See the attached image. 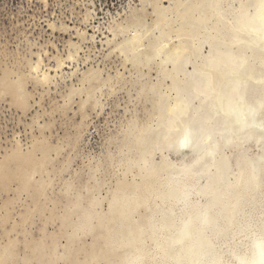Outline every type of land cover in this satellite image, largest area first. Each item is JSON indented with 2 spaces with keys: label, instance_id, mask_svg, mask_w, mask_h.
Instances as JSON below:
<instances>
[{
  "label": "rangeland",
  "instance_id": "374dc122",
  "mask_svg": "<svg viewBox=\"0 0 264 264\" xmlns=\"http://www.w3.org/2000/svg\"><path fill=\"white\" fill-rule=\"evenodd\" d=\"M248 1L0 0V264H256L258 145L171 139L219 124L199 89Z\"/></svg>",
  "mask_w": 264,
  "mask_h": 264
},
{
  "label": "bare ground",
  "instance_id": "6f19581e",
  "mask_svg": "<svg viewBox=\"0 0 264 264\" xmlns=\"http://www.w3.org/2000/svg\"><path fill=\"white\" fill-rule=\"evenodd\" d=\"M248 2L249 3H247V4L250 5V8L245 9V10L240 12V14H239L240 18L238 19V21L233 26L234 28H236L235 33H234V35L232 34V36L230 38L231 45H233L234 47L235 46L236 47L242 46L241 48H243L242 49L243 51L242 52L237 51L236 53L226 52L225 54H223V56H224L223 59H220L219 54L217 55V53L214 55L216 58L212 55L215 58V62L213 64L212 63H210V64H212V70H214V71L211 72V74L209 75V77L206 81V84L199 89V92H203L204 97L209 99L210 105L216 110L218 115L221 116L219 118V121H220L219 124L216 126H210L209 125L208 127H203V128L194 127L195 125H191L189 123V121H185L183 118H181V114H182L183 110H181L179 112L177 117L171 123V128L173 130V136H171L172 144L175 146V148L177 150L187 148L189 146V144H191L194 141L193 131L194 132L196 131L198 133L207 134L205 139H201V142H202L201 145L196 144V147L194 145V151L197 153V155L194 158L193 162H191L189 164L190 166H191V164L193 165L194 162H196V160L202 158L201 155L205 154L206 152L211 151V154H212V151H213V153L214 152L217 153V151L219 150V148L217 150V146L219 147L218 144L220 143L221 138H224L225 139L224 141H226V140L230 141V140H233L234 138L236 139L237 136H235V134L238 135L239 132L244 134L243 138L245 141L254 140V143L257 144L259 147V152L254 154L251 162L253 163V160H255L256 162L260 161V160L264 161V146L262 144L260 147V145H259L260 143L258 144V142H260V141L264 142V0H249ZM134 37H136V36H134ZM129 41L130 40H128L127 42H129ZM131 41H132V39H131ZM227 48H228V46H227ZM217 49H219V48H217ZM223 49H225V48H223ZM248 49L253 50L252 52H255L257 55L252 54L251 56H253V58L249 57L250 55H248V54H250V53H247ZM156 55H158V54H156ZM206 60L207 59H205V61ZM258 61L260 63L256 67H254ZM195 63L198 64L197 61H195ZM203 65H204V63H203ZM246 84H247V88H246ZM239 87L244 88V90H241L240 93L238 90ZM174 108H176V107H174ZM171 113L172 112H170V114ZM202 124H204V123H202ZM214 125H215V123H214ZM214 129L218 130V132L221 134H217L214 131ZM230 130L233 133H231ZM211 133L214 134L213 141H212V136L210 135ZM238 140H240V139H238ZM194 143H195V141H194ZM227 143L225 142L224 144H227ZM242 146H243V144H242ZM242 146H241V148H242ZM191 150H193V149L191 148ZM219 153H221V152H219ZM240 154H242V152H240L236 157L239 158ZM213 156H214V154H213ZM214 158H215V156H214ZM237 163L240 164L241 162H237ZM186 164L187 163H184L185 166H186ZM243 168H242V170H243ZM254 168H257L258 170H262L260 166H254ZM241 171H238V172L241 173ZM150 176H151V174H150ZM167 176H168V173H167ZM235 194H236V192L234 193V195ZM242 194L243 193L241 192V195ZM244 195L250 196L252 194H248V193L245 194L244 193ZM254 196L255 195H253V198H254ZM141 199L142 198H140V200ZM115 200L116 199H114V201ZM134 200L137 201V199H134ZM140 200H139V202H140ZM165 201L166 200H164V202ZM233 203L236 205L235 209L238 208L237 207L238 203L237 204H236V202H233ZM136 204H138V203H136ZM229 204H232V203H229ZM239 204H241V203H239ZM219 206H221V205H219ZM239 206H241V205H239ZM223 207H222V209H223ZM232 207H233V205H232ZM209 208H210V206H209ZM224 209H228L227 206H225ZM208 212H207V215L210 214ZM116 214H117V212H116ZM230 216H231V214H230ZM231 220H233V219H231ZM204 221H206V220H204ZM234 221L236 222V219ZM263 229H261V230H263ZM220 234H222V233H220ZM178 237L179 236H177L176 238H178ZM260 238L258 240H260ZM168 244H170V242H168ZM254 245H256V244H254ZM166 247H167V245H166ZM177 247H178V245H177ZM173 248H172L173 250H175V248H176V247H174V244H173ZM168 252H170V251H168ZM167 254H169V253H167ZM238 255H240V254H238ZM253 256L255 257L256 255H253ZM257 256H258V258L256 257V259H257L256 264H264V248H262L258 252ZM254 257H252V258L254 259ZM240 258H244V257L240 256ZM237 259H238V256H237ZM212 260H214V258H212ZM215 261H216V259H215ZM240 261H242V260L239 259L238 263H240ZM206 262H207V260H206ZM211 262H214V261H211ZM218 262L219 261H217L216 263H218ZM230 263H232V262H230ZM243 263H245V262H243ZM197 264H199V263L197 262ZM214 264H215V262H214Z\"/></svg>",
  "mask_w": 264,
  "mask_h": 264
},
{
  "label": "water",
  "instance_id": "95a60500",
  "mask_svg": "<svg viewBox=\"0 0 264 264\" xmlns=\"http://www.w3.org/2000/svg\"><path fill=\"white\" fill-rule=\"evenodd\" d=\"M246 88H247V84H246ZM239 90V93L241 92V90H244V88H239L238 89ZM230 132L231 133H233L231 130H230ZM247 132V131H246ZM193 134H194V141H195V143H194V141L191 143V144H189V148L191 149H193L194 150V145H195V147H196V144H198V145H200L201 144V139H205V137L207 136L206 134H202V135H200L198 132H194L193 131ZM235 134V133H234ZM235 136H240V137H243L244 136V134L243 133H240L239 132V134L237 135V134H235ZM264 146V145H263ZM260 161H262V160H260Z\"/></svg>",
  "mask_w": 264,
  "mask_h": 264
}]
</instances>
